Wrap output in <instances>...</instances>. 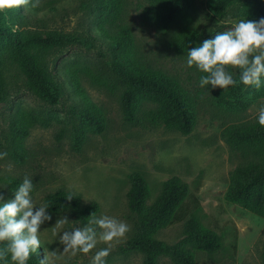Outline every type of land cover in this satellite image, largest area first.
Wrapping results in <instances>:
<instances>
[{"label":"rangeland","instance_id":"374dc122","mask_svg":"<svg viewBox=\"0 0 264 264\" xmlns=\"http://www.w3.org/2000/svg\"><path fill=\"white\" fill-rule=\"evenodd\" d=\"M183 14L166 29L157 24L156 0H122L120 24L133 39V55L146 67L172 76L194 106L195 125L188 134L164 126L144 104L137 109V122L124 120L121 94L124 91L115 71L111 36L115 25L100 24L92 0H40L39 6L20 3L21 16L0 7L1 19L12 31L75 36L86 44H71L33 53L50 73L57 93L51 104L36 96L15 62L14 38L0 40V78L5 98L0 101V195L12 198L7 181L33 178V198L44 204L46 194L65 188L82 196V204L98 203V211L81 219L76 210L50 212L52 219L41 226L42 247L36 257L50 264H93L97 250L109 247L106 264H142L139 251H122V244L135 229L137 217L127 206L128 176L140 173L149 187L147 204L162 183L178 176L188 185V195L174 220L155 237L174 244L182 237V224L191 215L221 239L212 254L195 251L196 264H264V208H255L229 195L233 169L250 162L264 165L255 151L234 148L223 136L229 126L257 121V109L264 104V85L239 83V70L227 66L238 81L223 90L201 88L204 73L186 65L188 49L226 31L240 19H250L242 6H231L222 15L210 9V0H187ZM88 118L103 126L94 132ZM24 150L18 163L14 150ZM114 216L129 225V231L112 242L98 241L88 253L63 250L60 233L82 227L94 216ZM67 218L66 223H56ZM12 264L10 257L6 258ZM157 264H172L166 256Z\"/></svg>","mask_w":264,"mask_h":264},{"label":"trees","instance_id":"16d2710c","mask_svg":"<svg viewBox=\"0 0 264 264\" xmlns=\"http://www.w3.org/2000/svg\"><path fill=\"white\" fill-rule=\"evenodd\" d=\"M157 24L166 29L179 18L187 7V0H156ZM210 9L216 15L231 6H242L250 20L264 17V0H210ZM94 12L99 23L115 25L117 31L110 37L111 48L115 55L114 71L124 87L121 94V110L124 120L137 122V109L141 105L150 104L154 109L148 110L160 119L164 126L182 134H188L195 125L194 106L185 95L176 80L160 70L146 67L139 63L133 55V39L126 25L120 24L122 0H92ZM12 18L21 16L19 4L4 6ZM14 38L17 55L15 62L26 77V83L39 98L55 104L57 93L49 71L33 50L37 48L63 47L71 44H86L85 39L59 34H22L12 31L10 24L0 16V40ZM5 98V91L0 78V101ZM88 126L94 132H101L103 126L97 118H88ZM223 136L234 148H249L264 158V126L257 121L241 126H229L224 129ZM13 158L18 163L25 158L24 150H14ZM14 190L19 181L8 178ZM129 188L126 192L127 206L137 217L133 235L127 239L121 250L139 251L142 264H157L158 257L166 256L172 264H196L195 251L209 254L217 252L221 247L220 236L212 229L203 225L191 214L182 224V237L174 244H167L155 237L162 228L169 225L175 218L178 208L188 195V185L178 176L166 179L154 200L147 204L149 187L144 177L138 172L128 176ZM229 195L235 200L244 201L255 208H264V165L250 162L237 165L231 175ZM72 198L69 200L68 197ZM49 205V212H61L66 209L77 211L78 216L85 220L98 211V203L89 201L82 204V196L65 188H58L44 197V204ZM37 252V251H36ZM36 252L30 255L28 264H41V257ZM45 264H50L46 263Z\"/></svg>","mask_w":264,"mask_h":264},{"label":"clouds","instance_id":"9594fccd","mask_svg":"<svg viewBox=\"0 0 264 264\" xmlns=\"http://www.w3.org/2000/svg\"><path fill=\"white\" fill-rule=\"evenodd\" d=\"M40 0H0V7L13 4L39 6ZM186 65L195 66L204 75L200 77L201 88L227 89L238 81L227 66L239 70V83L255 86L264 85V17L258 20L240 19L226 31L203 40L197 47L188 49ZM257 123L264 126V104L257 109ZM7 156L0 152V159ZM33 178L25 176L13 190L12 198L5 200L0 195V264H28L30 255L42 247L41 226L52 219L48 204L37 205L33 198ZM72 197L69 196L70 200ZM63 221L57 223H66ZM129 225L114 216H94L82 227H74L60 233L59 242L73 254L88 253L96 248L98 241L105 243L123 237ZM109 247L97 250L93 264H106ZM41 264H45L44 259Z\"/></svg>","mask_w":264,"mask_h":264}]
</instances>
